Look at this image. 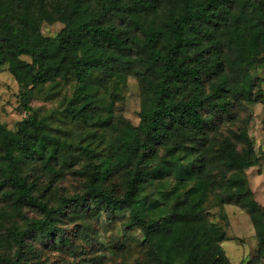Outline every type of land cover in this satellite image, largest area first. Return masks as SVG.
<instances>
[{
    "label": "trees",
    "instance_id": "16d2710c",
    "mask_svg": "<svg viewBox=\"0 0 264 264\" xmlns=\"http://www.w3.org/2000/svg\"><path fill=\"white\" fill-rule=\"evenodd\" d=\"M48 1L0 0V73L28 113L15 129L0 121V264H111L107 251L114 264H233L204 214L211 194L250 215L264 259V206L244 181L260 160L239 114L263 96L264 0H50L52 13ZM130 74L138 124L102 95ZM37 94L60 102L45 112ZM170 179L190 187L161 208ZM105 222L122 233L103 239Z\"/></svg>",
    "mask_w": 264,
    "mask_h": 264
},
{
    "label": "rangeland",
    "instance_id": "374dc122",
    "mask_svg": "<svg viewBox=\"0 0 264 264\" xmlns=\"http://www.w3.org/2000/svg\"><path fill=\"white\" fill-rule=\"evenodd\" d=\"M53 0L51 1V3ZM48 1V8L50 12L53 10L50 8L54 6ZM58 4V3H56ZM51 12V13H52ZM63 24L60 21H44L41 26V30L45 36L54 37L61 31ZM26 60H30L29 57H24ZM253 78H258L259 90L263 93L261 99L255 102H243V107L239 111L242 120L245 123V128L254 142L255 149L258 153L260 164L255 166L245 173L244 181L248 184L251 190L255 194L256 200L264 206V68L257 66L252 71ZM22 86L11 74L8 68H5L0 73V121L7 125L9 129H15L18 122L28 115L26 109L23 107L21 101ZM24 90V89H23ZM37 91H39L37 89ZM102 95L104 98L111 99L113 94H119L118 102L116 103L117 113L121 114L128 121L138 124L139 111L141 105V88L140 82L136 75H115L106 85L102 88ZM70 92V87H65L63 93ZM60 102L59 100L45 101L43 96L37 94L32 100V105L41 107L45 112H50ZM38 168V166H35ZM42 175V174H35ZM33 176V175H31ZM66 182L64 185L71 189L78 186L80 178L69 175L64 179ZM76 181V182H75ZM190 187L189 184L178 185L173 179L161 181L157 184L158 197L161 196L162 201L160 207L171 206L184 192ZM75 190V189H74ZM210 195V194H209ZM209 200L205 204L204 214L207 219L220 227L226 232L227 238L222 242L223 248L233 262V264H240L243 260L247 264H264V259L259 262L256 261V255L258 251V237L255 225L250 215L242 208L234 204H220L218 203V196L210 195ZM218 198V199H217ZM156 200H153L154 203ZM5 208L8 213H11L10 206L0 199V209ZM29 215H36L35 211H29ZM158 211L154 212L156 216ZM153 215V216H154ZM122 233V225H108L104 223L102 230V238L106 239L110 236H117ZM130 236L140 238L141 233L135 231L130 232ZM129 236L125 237L126 244H135L134 239L129 240ZM10 252V250L8 251ZM111 257V264L114 262H120V255L116 253L110 254V251L105 252ZM54 255L63 257L65 259H71L68 255H64L59 252H53ZM55 264H64L59 260H55L51 255ZM118 262V263H119Z\"/></svg>",
    "mask_w": 264,
    "mask_h": 264
}]
</instances>
